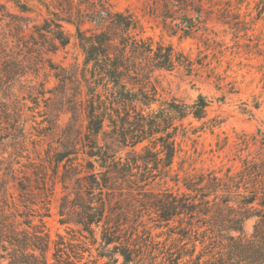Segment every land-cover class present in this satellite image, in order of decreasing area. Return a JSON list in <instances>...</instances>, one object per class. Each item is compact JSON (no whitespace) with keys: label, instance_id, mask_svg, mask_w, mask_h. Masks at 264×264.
<instances>
[{"label":"trees","instance_id":"1","mask_svg":"<svg viewBox=\"0 0 264 264\" xmlns=\"http://www.w3.org/2000/svg\"><path fill=\"white\" fill-rule=\"evenodd\" d=\"M245 1L151 0L145 13L171 35L209 43L217 42L216 25L246 29ZM14 2L19 13L0 2V260L264 264V129L238 134L239 169L182 177L173 170L189 131L184 121L205 119L213 101L202 94L192 102L162 99L154 74L180 68L192 74L202 62L172 43L143 37L140 19L110 0ZM72 38L83 62L66 67L49 58L46 68L57 84L46 89L42 82L35 95H17L15 86L35 60L66 49ZM55 111L70 118L41 155L37 146L59 126V114L48 119ZM28 120L32 131L26 132ZM168 179L177 187L162 186ZM56 194L59 221L68 230L52 241L44 218ZM251 216L257 220L247 237L244 221Z\"/></svg>","mask_w":264,"mask_h":264},{"label":"rangeland","instance_id":"2","mask_svg":"<svg viewBox=\"0 0 264 264\" xmlns=\"http://www.w3.org/2000/svg\"><path fill=\"white\" fill-rule=\"evenodd\" d=\"M15 0H0L10 13H19L14 2ZM37 5L36 0H20V2ZM115 8L121 11H129L140 19L143 25V37H152L155 41L162 40L165 43H172L178 50L189 55L193 60L202 62L196 64L198 71L188 74L183 68L173 71L158 70L154 74L159 95L162 99L177 98L185 102H192L200 94L212 100L208 116L200 121L192 117L186 119L184 123L189 131L182 141V151L175 158L173 170L179 172L182 177L185 173H192L201 169H239L241 161L235 157V142L238 134L254 133L257 128L264 129V9L259 11L264 3L259 0H246L241 13L244 23V30H236L226 26L216 25L215 30L219 33L216 36L217 42L209 43L203 38L180 37L171 35L162 28V25L146 14L147 5L151 0H110ZM259 14V15H258ZM22 15V13H21ZM36 17L35 14H32ZM37 22L41 17H37ZM9 19V18H8ZM7 21H3L4 23ZM35 21L30 22L29 27ZM74 32V28L67 27ZM4 29H0L2 32ZM29 31V30H28ZM2 37V36H1ZM4 39V38H3ZM8 49L15 50L12 39L6 38ZM5 41V39H4ZM25 53L21 50V59ZM66 67H71L73 63H82L83 52L75 44V38L66 49H59L57 53L42 54L35 63L31 65L28 73L21 77L14 91L21 98L30 93H37L40 83L44 82L46 89H51L57 84L52 72L46 68L48 59ZM34 68L39 69L35 75ZM50 94L48 93L47 96ZM30 105L32 102L28 101ZM41 109L44 108L43 103ZM28 115L30 111L26 112ZM59 114L58 127L55 136H49L37 146L39 154L44 155L48 143L56 138L62 128L67 124L70 113L53 112L48 115V119L56 118ZM42 119L38 116V120ZM83 122L85 119L83 117ZM33 122L28 120L26 132L32 131ZM204 125V128L197 133H192L193 127ZM36 138V137H33ZM225 140V141H224ZM224 143H227L226 145ZM29 152L32 157L37 156V152L31 143L27 142ZM225 145V146H224ZM223 146V148H219ZM12 149L5 153L6 156ZM2 156L0 150V158ZM26 159L22 158L21 162ZM180 169V170H179ZM181 185L179 182L178 186ZM162 186H173L176 183L170 179ZM15 194H17L15 192ZM58 197L56 194L50 205V215L44 218L45 226L51 240H55L59 233L66 234L68 227L59 221ZM39 218L35 221L38 222ZM257 218L248 217L244 221L243 234L251 236ZM93 249V254L96 255ZM0 264H8V260H0Z\"/></svg>","mask_w":264,"mask_h":264}]
</instances>
